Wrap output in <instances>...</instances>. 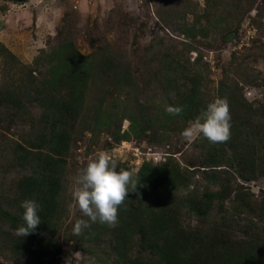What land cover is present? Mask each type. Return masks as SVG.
Returning a JSON list of instances; mask_svg holds the SVG:
<instances>
[{
	"label": "rangeland",
	"instance_id": "374dc122",
	"mask_svg": "<svg viewBox=\"0 0 264 264\" xmlns=\"http://www.w3.org/2000/svg\"><path fill=\"white\" fill-rule=\"evenodd\" d=\"M65 41L73 42L89 60L109 50L122 65L119 70L136 76L138 88L118 90L113 74L91 83L81 121L73 126L72 140L62 156L64 162H57L51 171L59 180L60 193L58 214L47 224L50 240L18 237L13 222L0 219V264H116L119 259L118 264H128L124 256L131 257L133 264H140L136 260L140 256L148 264L155 259L146 246L149 228L145 226L132 223L120 234L118 228H101L99 238L91 235L98 223L82 214L73 193L77 177L100 152L117 159V171L134 174L143 162L178 164L182 181L189 182L174 194L180 204L192 194L204 200L207 189L221 192L209 213H190L185 207L173 213L168 235L178 242L187 237L189 256L194 247L206 245L210 235L218 237L217 247L226 248L231 241L237 251L246 244L255 246L256 264H264V139L245 146L247 151L237 149L243 159L236 161L227 144L211 143L203 136L185 139L182 132L195 120L172 121L165 116L170 104L166 79L172 77L183 88L184 75L194 73L207 105L219 98L216 90L225 80L233 90L240 89L248 104H264V0H0V42L16 57L0 48V87L26 82V67L47 79L55 63L48 56L52 46ZM105 90V106L116 98V106H126L138 118L150 114L155 121L144 120V126H151L138 134L131 132L126 140H118L116 131L118 126L120 132L129 127L127 114H118L114 123L99 129H83V125L93 126L94 113L89 109ZM8 112L0 106V206L12 213L24 200L16 186L20 173L13 159L30 123L25 118L9 124ZM24 147L17 150L20 155ZM247 203L250 207L245 209ZM80 219L89 220L91 226L77 236L73 228ZM114 231L119 236L116 243L111 242ZM186 259L185 264H193Z\"/></svg>",
	"mask_w": 264,
	"mask_h": 264
},
{
	"label": "trees",
	"instance_id": "16d2710c",
	"mask_svg": "<svg viewBox=\"0 0 264 264\" xmlns=\"http://www.w3.org/2000/svg\"><path fill=\"white\" fill-rule=\"evenodd\" d=\"M7 1L21 2L22 0ZM183 31L185 34H189L186 29ZM0 48L16 58L14 54L6 51L7 49L1 45V42ZM48 56L55 63L47 79L44 80L33 74L32 69L24 66L27 69L25 70L26 82L12 84L9 89L5 85L0 87V106L9 111L7 115L9 124L16 119L25 118L30 123L29 131L21 141L17 142L13 166L16 165L20 173L16 179V186L20 190L21 197L24 200H35L40 206L38 208V214L41 217L40 223L34 231L27 235L38 242L50 240L47 224L58 214V195L60 193L59 180L51 175V171L54 170L57 162H64L62 156L67 152L72 140L73 126L81 121L79 115L86 108V92L89 86L99 77L113 74L111 80L116 82L118 90L127 91L129 89L133 92L138 88L136 76L121 68L119 70L117 67L122 65L109 50L99 53L94 60H89L79 52L73 42L65 41L53 45ZM184 77L186 84L183 88H180L172 77L166 79L170 86V89L166 88L169 105L179 106L183 109L181 114L176 116L165 113V116L172 121L175 119H180L183 122L195 120L207 108V104L202 99V93L200 97L201 82L197 73L191 76L187 74ZM106 91L102 92L101 97H98L89 109L94 113L93 118L90 119L93 126L83 125V129H99L105 124L114 123L118 114L122 117L127 114L129 127L120 132L118 126L116 131L118 140H126L130 137L131 132L138 134L151 126V123L144 126V120H150L152 123L155 121L150 114H144L138 118L126 106L119 104L116 106L118 101L116 98L113 103L108 102V105L105 106ZM216 93L219 98L224 97L227 100L231 113V138L222 144H227L229 149H233L232 158L242 161L243 152L239 153L237 149L242 151L245 148L247 151L245 146L248 145L250 148L255 146L256 142H262L264 139V104L259 107L248 104L240 89L233 90L226 80L224 83H220ZM118 96H120L119 93ZM27 104L30 105L29 110ZM167 125L164 124V126ZM234 136L239 139L234 140ZM22 147L25 148V151L20 155L17 150ZM226 149L227 147L225 153ZM257 159H261V157L258 155ZM213 161L217 163L215 158ZM227 165L232 164L227 161ZM181 173V168L172 161H165L159 165L143 162L134 176L139 182L137 190L128 193V198L118 210L119 222L111 228H118L119 234L123 230L126 231L125 228H131L132 223L137 228L143 226L149 228V232L145 236L146 246L155 259L148 264H185V255L189 257L186 260L193 264H256L255 246H249V244H246L242 251H237L233 241L226 243V248L222 245L217 247L218 237L214 238L208 235L209 238L205 239V243L209 249L202 242L203 246L194 247L189 256L185 250L187 237L183 242L175 240L173 234L171 238L169 237L168 231L172 228L175 219L173 213L178 207H185L190 213L195 211L203 214L209 213L213 199L219 198L218 194L221 193L207 189L204 200L198 199V196L192 194L194 196L184 197L185 202L180 204L174 194L179 188L188 187L189 183L182 181ZM239 197L238 194L237 198ZM245 205V209L250 207L248 203ZM0 207V215H3L0 218L2 222L11 221L14 228L24 224L22 217L25 210L22 206L12 213L3 210L2 206ZM97 223L98 225L91 234L95 239L102 235L101 232H97V229L109 228L106 224ZM105 232L109 236V230L106 229ZM112 236L111 242L116 243L119 236L115 231L112 232ZM204 246L208 251L206 253H204ZM52 247H54V251L58 250L54 243ZM117 248L121 249L122 245L116 246ZM128 258L129 260H126V256H124L125 262L133 264L131 257ZM136 260L143 264L140 256ZM120 261L119 259L116 264Z\"/></svg>",
	"mask_w": 264,
	"mask_h": 264
},
{
	"label": "clouds",
	"instance_id": "9594fccd",
	"mask_svg": "<svg viewBox=\"0 0 264 264\" xmlns=\"http://www.w3.org/2000/svg\"><path fill=\"white\" fill-rule=\"evenodd\" d=\"M166 113L172 116L181 114L182 107L167 106ZM187 140L203 136L211 143L227 142L231 138V113L226 99L216 98L207 105L193 123L182 132ZM117 159L100 152L88 163L86 169L77 177L78 187L73 196L79 210L92 223L99 222L109 227L118 224V210L128 198L130 191H136L139 184L132 171L120 169L117 171ZM24 224L16 229L18 237H25L36 229L41 217L40 207L35 200L22 202ZM89 220H77L73 233L80 235L91 224Z\"/></svg>",
	"mask_w": 264,
	"mask_h": 264
}]
</instances>
